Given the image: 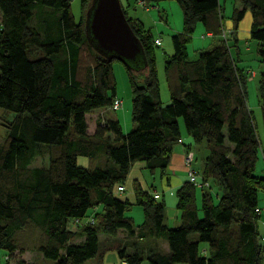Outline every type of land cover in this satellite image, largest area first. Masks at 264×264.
Wrapping results in <instances>:
<instances>
[{"label": "trees", "instance_id": "1", "mask_svg": "<svg viewBox=\"0 0 264 264\" xmlns=\"http://www.w3.org/2000/svg\"><path fill=\"white\" fill-rule=\"evenodd\" d=\"M91 1L82 0L77 20L71 0H0V107L13 114L0 143V251L6 255L3 263L0 252V264H10L9 256L19 249L15 232L30 223L40 229L38 249L51 264H102L110 249L122 264H264L259 228L264 176L255 173L260 137L247 96L253 68L239 65L235 31L233 43L223 35L222 1L177 0L185 26L172 35L174 51L165 59L167 104L155 62L156 38L124 8L148 60L139 70L126 64L134 125L125 132L110 114L92 133L87 114L112 108L117 92L116 58L95 49L86 33ZM236 2L234 29L248 9L252 13L250 38L257 41L263 65L258 96L264 124V0ZM198 22L223 38L192 59L188 44ZM136 72H142L144 84H138ZM180 117L194 141L208 148L203 165L195 166L196 157L193 165L209 185L188 178L176 189L181 217L169 226L162 195L134 180L135 204L144 213L136 224L127 213L134 204L117 195L116 185L137 160L165 173L182 141ZM42 154H48V163L31 165ZM79 155L88 157V166L79 163ZM120 229L135 236L133 249L129 240L110 238ZM160 237L168 242L165 252L145 243ZM16 264L28 263L19 258Z\"/></svg>", "mask_w": 264, "mask_h": 264}, {"label": "rangeland", "instance_id": "2", "mask_svg": "<svg viewBox=\"0 0 264 264\" xmlns=\"http://www.w3.org/2000/svg\"><path fill=\"white\" fill-rule=\"evenodd\" d=\"M123 7L126 9L127 14L130 17H139L144 6L136 4L135 0H121ZM223 9L224 26L229 29L233 26V10L236 4V0H221ZM226 1V2H225ZM135 5H139L135 7ZM71 6L75 18L80 20L82 15V0H71ZM149 10H143L148 15L146 20V27L149 28L155 38H161V43L157 44L155 47V62L158 68V74L161 85V94L164 104L171 101L170 92L168 90V85L165 77V59L169 53L174 51L172 35L176 32L182 31L184 29V13L180 3L177 0H160L149 5ZM252 25V13L248 9L241 20L238 28V36L240 39H247L250 36V27ZM204 33V34H203ZM233 34L228 36L227 39L231 40ZM222 35L218 34H207V30L201 22H198L195 27L192 38L188 44V54L189 58L195 59L199 56V52L202 49H210L215 44H218L222 39ZM231 43V41H230ZM233 43V39H232ZM232 52L235 54L233 45L231 44ZM256 62V61H255ZM256 69L257 76L255 72H250V79L247 83V96L250 108L255 116V121L257 125L258 134L260 137V158L257 162L255 173L264 176V124L262 120L260 101L258 96V82L260 76V70L263 68L261 63H251L250 68ZM252 69V68H251ZM138 75V84H144V78L142 72H136ZM113 75L116 81V92L117 96L121 98L122 105L116 110L108 107L106 108H96L87 114L89 131H94L99 120H105L110 114L121 119L123 130L128 132L133 128V114H132V103H133V88L130 70L126 64L120 59L113 60ZM13 118V114H7L3 108L0 107V143L3 142L5 136L8 132L7 122ZM180 127L182 135H188L189 132L185 126L183 117L179 118ZM191 135V134H190ZM229 143V141H228ZM195 144V142H194ZM198 149L197 158L195 160V166L200 168L203 162L204 154L208 153V148L205 143L195 144ZM194 152V151H193ZM195 156V155H194ZM196 157V156H195ZM48 163V154H42L35 157L31 165H42ZM199 189V188H198ZM213 193L216 198H218L217 193L220 189L216 183H213L212 187ZM155 191V190H153ZM259 205L261 208L259 228L261 234L264 233V190L259 191ZM139 209V210H138ZM138 211L142 216L144 215L142 206L139 204H134L131 209L127 211L129 215L134 214L138 216ZM144 217L142 218V221ZM141 221V222H142ZM71 227L75 228L77 225L75 221L70 222ZM121 235V234H120ZM16 240L19 244V249H17L14 254L10 257V264H16L17 259L23 258L28 264H51L53 262L50 258H45L43 253L38 249L41 242V231L34 224H29L25 227L19 228L15 232ZM263 242V255H264V240ZM161 246V245H160ZM21 249H23L21 251ZM2 256V262L5 263L6 255L4 251H0ZM90 260H93L92 258ZM142 264H148L147 260H144Z\"/></svg>", "mask_w": 264, "mask_h": 264}, {"label": "crops", "instance_id": "3", "mask_svg": "<svg viewBox=\"0 0 264 264\" xmlns=\"http://www.w3.org/2000/svg\"><path fill=\"white\" fill-rule=\"evenodd\" d=\"M236 5H239V3L236 2ZM138 6L139 5H135V7H138ZM149 7L150 6L148 5V7H144L143 10H145V12H146V10L150 11ZM143 10L141 11V14H139L140 16L138 18L146 26V20L148 19V15ZM238 28L236 30L232 26L229 29H232L233 32L235 31V34L237 36V43H238V48H239V58H240L239 65L241 67L246 68L247 71H249V69L253 68V67L250 68L251 63H257V64L260 63V60H259V57L257 54V41L250 38V36L245 40L240 39L238 36ZM207 34L212 35V33L210 31H207ZM252 71L255 72L256 73L255 76H257L258 73H257L256 69H252L251 72ZM249 79H250V77H249ZM100 108H106L107 109L108 107H100ZM119 120L121 122L120 118H119ZM133 124H134V122H133ZM122 128H123V126H122ZM90 132L92 133L94 131H90ZM194 142L195 141H194L192 135H190V133L188 135L186 134L185 136L182 135V141L175 144L174 151H173V154L171 157V161H170L165 173H162L160 168H156L154 171H151L150 168L147 166L146 161H144V160L135 161L133 163L131 169H130L128 177L124 181L125 189L122 192H118L116 190L117 195L123 199H128L133 204H135L136 203V196H135V191H134V180L137 179L141 182L142 186L145 189L155 190L156 193H159L160 195H162V197L165 199V202L167 205L165 222L169 226L177 225L180 222L181 210H180V208L177 207L176 189L185 180H187L189 178V176H188V164L186 163V159H185V156H186V153L188 152V150L190 151L192 149L196 153V158H197L198 149L196 148V145H195L197 143L195 142V144H194ZM189 143H191V144L189 145ZM205 155L206 154H204V156H203V162H204ZM78 161L80 164H82L84 166L89 165V159L86 155H79ZM203 162L201 163L200 167L203 165ZM132 216L134 217L136 224L141 223L142 218L144 217V215L142 216V214H140L139 211H138V216H136V215L134 216V214H132ZM263 223H264V221H263ZM110 238L111 239L123 238L125 240H129V241H131L129 248L130 249L134 248V245L132 244V240L135 239V236L127 237V232L123 229H120L116 236H111ZM145 243H147V244L150 243V245L158 247L163 252L167 251L169 248L167 240L165 238H162V237H160V238H147V239H145ZM204 248L207 249V245H205ZM102 264H122V261L118 255V252L114 249H110L105 254Z\"/></svg>", "mask_w": 264, "mask_h": 264}, {"label": "water", "instance_id": "4", "mask_svg": "<svg viewBox=\"0 0 264 264\" xmlns=\"http://www.w3.org/2000/svg\"><path fill=\"white\" fill-rule=\"evenodd\" d=\"M86 33L101 53L136 70L147 66L144 45L133 30L121 0H92L87 9Z\"/></svg>", "mask_w": 264, "mask_h": 264}, {"label": "built area", "instance_id": "5", "mask_svg": "<svg viewBox=\"0 0 264 264\" xmlns=\"http://www.w3.org/2000/svg\"><path fill=\"white\" fill-rule=\"evenodd\" d=\"M138 4L144 7H148V4L146 2V0H138ZM233 34L232 29H224L223 31V35L224 37L228 38V36H231ZM156 43H161V38L157 37L156 38ZM122 105V100L121 98H119L118 96L115 97L114 102L112 104V108L113 109H118L120 106ZM194 152L193 151H189L186 153L185 159H186V163L188 164V174H189V179L191 181H193L197 186H202L203 184L209 185V182H203L200 179V173L198 171V169L193 165V161H194ZM125 189V184L124 183H118L116 185L115 190H117L118 192H122ZM159 195V193H156V196ZM91 218H88L87 220H89ZM263 240H264V236H263Z\"/></svg>", "mask_w": 264, "mask_h": 264}]
</instances>
